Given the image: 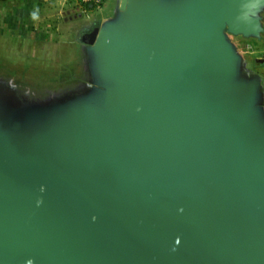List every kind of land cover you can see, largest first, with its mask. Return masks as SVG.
I'll return each mask as SVG.
<instances>
[{
  "label": "water",
  "instance_id": "obj_1",
  "mask_svg": "<svg viewBox=\"0 0 264 264\" xmlns=\"http://www.w3.org/2000/svg\"><path fill=\"white\" fill-rule=\"evenodd\" d=\"M263 12L113 0L94 86L0 105V264H264V77L232 40Z\"/></svg>",
  "mask_w": 264,
  "mask_h": 264
},
{
  "label": "rangeland",
  "instance_id": "obj_2",
  "mask_svg": "<svg viewBox=\"0 0 264 264\" xmlns=\"http://www.w3.org/2000/svg\"><path fill=\"white\" fill-rule=\"evenodd\" d=\"M16 6V0H0V105L15 108L19 100L24 105L50 108V105L57 106L66 94L79 93L85 85L94 86L89 80L92 75L86 60V45L77 51V37L65 30L80 22L77 12L67 22L53 14L48 23L43 20L36 24L40 28L49 27L48 30L29 27L21 34L15 27ZM262 18L264 28V12ZM232 40L245 62L254 70L260 69L256 62L264 59V31L258 39L232 36ZM13 116L18 117L14 111ZM39 120L44 122L42 117ZM2 121L5 127V119ZM32 125L45 128V124Z\"/></svg>",
  "mask_w": 264,
  "mask_h": 264
},
{
  "label": "crops",
  "instance_id": "obj_3",
  "mask_svg": "<svg viewBox=\"0 0 264 264\" xmlns=\"http://www.w3.org/2000/svg\"><path fill=\"white\" fill-rule=\"evenodd\" d=\"M17 5L16 16H15V27L21 31V34L25 32L29 27L39 29H46L49 27L40 28L36 26L40 21L52 20L53 14L63 18V21L67 22L75 16L74 5L70 1L65 0H16ZM93 19H97V25L106 18L113 15V0H104L103 4L99 8H95L91 12ZM76 17V16H75ZM91 18V19H92ZM77 25V24H76ZM76 25L73 27L75 28ZM65 26V25H64ZM66 27V26H65ZM73 27L71 25L67 26L65 30L69 35ZM262 60V59H259ZM256 73V72H252ZM259 74V73H256ZM264 77V75L259 74Z\"/></svg>",
  "mask_w": 264,
  "mask_h": 264
},
{
  "label": "flooded vegetation",
  "instance_id": "obj_4",
  "mask_svg": "<svg viewBox=\"0 0 264 264\" xmlns=\"http://www.w3.org/2000/svg\"><path fill=\"white\" fill-rule=\"evenodd\" d=\"M76 12H77L76 15H78V20L80 19L79 20L80 22L76 25L75 28L73 27V29H72V31H70V33H71V35H74L75 37H77L76 38L77 42L75 44V49H77V51H80V50H82L84 48L85 45L83 43H81L79 41V39L81 37H83L84 34H86L87 32L91 31L92 28L97 25L98 20L97 19H93L92 16H91L92 15L91 13L88 14V15H82L81 14L82 15L81 16L79 11H76ZM256 64H257V68L260 67V69H255L254 70L250 66V64L248 65L247 63H246L247 67L246 66L245 67L248 70H253L252 72H256V73L264 75V59L258 60L256 62Z\"/></svg>",
  "mask_w": 264,
  "mask_h": 264
},
{
  "label": "built area",
  "instance_id": "obj_5",
  "mask_svg": "<svg viewBox=\"0 0 264 264\" xmlns=\"http://www.w3.org/2000/svg\"><path fill=\"white\" fill-rule=\"evenodd\" d=\"M70 1L74 5V9L82 15H88L93 9L99 8L104 0H65Z\"/></svg>",
  "mask_w": 264,
  "mask_h": 264
}]
</instances>
